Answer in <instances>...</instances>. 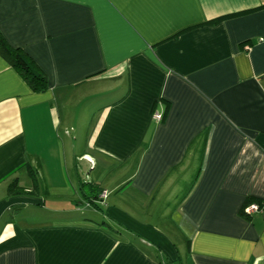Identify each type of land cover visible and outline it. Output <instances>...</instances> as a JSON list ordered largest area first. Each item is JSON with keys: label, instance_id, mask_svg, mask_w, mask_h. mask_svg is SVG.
Here are the masks:
<instances>
[{"label": "crops", "instance_id": "0c3cea01", "mask_svg": "<svg viewBox=\"0 0 264 264\" xmlns=\"http://www.w3.org/2000/svg\"><path fill=\"white\" fill-rule=\"evenodd\" d=\"M0 33L47 82L0 53V264H264V0H0Z\"/></svg>", "mask_w": 264, "mask_h": 264}, {"label": "trees", "instance_id": "16d2710c", "mask_svg": "<svg viewBox=\"0 0 264 264\" xmlns=\"http://www.w3.org/2000/svg\"><path fill=\"white\" fill-rule=\"evenodd\" d=\"M0 53L16 68V70L25 78L27 83L35 91H42L46 88V79L42 72L34 67L32 60L23 52L20 48L11 47L4 37L0 33ZM28 172L34 180V173L31 167L27 165ZM20 186L17 181L14 180L7 187L9 194H15L20 192ZM87 188V189H86ZM82 193H84L87 203L91 206L100 207L104 202L101 198L103 190H101L94 183H82L81 184ZM251 199L249 202H253ZM87 204V205H88ZM247 204V203H246ZM245 204V205H246Z\"/></svg>", "mask_w": 264, "mask_h": 264}, {"label": "built area", "instance_id": "2783aa9c", "mask_svg": "<svg viewBox=\"0 0 264 264\" xmlns=\"http://www.w3.org/2000/svg\"><path fill=\"white\" fill-rule=\"evenodd\" d=\"M154 118L157 119V120H160L162 118V114L155 113L154 114ZM106 195H107V192L103 191L102 194H101L102 200L105 199ZM260 209H261V204L260 203H258V202H249L248 204H246L243 207V212L246 215H251V214H253L255 212L260 211Z\"/></svg>", "mask_w": 264, "mask_h": 264}, {"label": "rangeland", "instance_id": "374dc122", "mask_svg": "<svg viewBox=\"0 0 264 264\" xmlns=\"http://www.w3.org/2000/svg\"><path fill=\"white\" fill-rule=\"evenodd\" d=\"M66 164H67V163H66ZM68 164H72V160H70L69 158H68ZM84 165L87 166V163H84ZM70 172L74 174V171H73V170H70V171L68 170V171H66V172H64V173H68V174H70ZM102 187H104V188H105L104 191L107 192V195H106V197H105V200H106V199L108 198V196H109V195H108L109 192H108L106 186H103V185H102Z\"/></svg>", "mask_w": 264, "mask_h": 264}]
</instances>
